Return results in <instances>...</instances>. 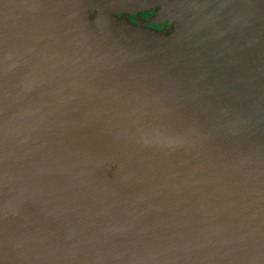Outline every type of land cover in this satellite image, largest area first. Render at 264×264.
Listing matches in <instances>:
<instances>
[{
    "label": "water",
    "instance_id": "95a60500",
    "mask_svg": "<svg viewBox=\"0 0 264 264\" xmlns=\"http://www.w3.org/2000/svg\"><path fill=\"white\" fill-rule=\"evenodd\" d=\"M0 0V264H264V0Z\"/></svg>",
    "mask_w": 264,
    "mask_h": 264
},
{
    "label": "flooded vegetation",
    "instance_id": "af4514ba",
    "mask_svg": "<svg viewBox=\"0 0 264 264\" xmlns=\"http://www.w3.org/2000/svg\"><path fill=\"white\" fill-rule=\"evenodd\" d=\"M188 7L185 0H148L143 9L130 7L114 14L133 25L171 36L180 23L195 15Z\"/></svg>",
    "mask_w": 264,
    "mask_h": 264
},
{
    "label": "rangeland",
    "instance_id": "374dc122",
    "mask_svg": "<svg viewBox=\"0 0 264 264\" xmlns=\"http://www.w3.org/2000/svg\"><path fill=\"white\" fill-rule=\"evenodd\" d=\"M135 11V10H134ZM133 25V24H132ZM143 28V27H142Z\"/></svg>",
    "mask_w": 264,
    "mask_h": 264
}]
</instances>
